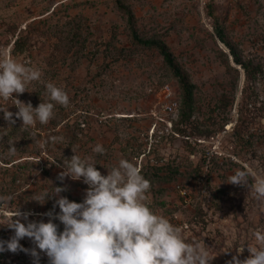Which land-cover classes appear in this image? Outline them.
<instances>
[{
  "label": "rangeland",
  "instance_id": "obj_1",
  "mask_svg": "<svg viewBox=\"0 0 264 264\" xmlns=\"http://www.w3.org/2000/svg\"><path fill=\"white\" fill-rule=\"evenodd\" d=\"M123 1L135 14L138 31L162 38L195 84L190 119L180 122L177 78L156 48L131 39L115 0H0V55L38 66L42 80L62 86L70 100L56 105L47 124L27 128L16 117L8 126L0 112V195L12 196L10 205L0 208V221L18 206L31 213L29 220H47L43 214L53 209L55 195L43 204L32 198L51 182L64 186L60 195L81 201L88 187L82 179L58 178L62 159L75 149L93 155L102 174L121 157L135 162L150 181L152 209L189 238H202L213 253L233 235L251 246L253 230L264 229V200L226 180L239 168L264 172V0ZM214 18L242 58L260 68L247 86L243 68L214 34ZM164 84L174 90L179 110L160 111L157 120L152 110L159 108L157 93ZM28 88L13 95L34 107L47 98L44 83ZM0 103L17 111L10 105L14 98ZM167 119L171 131L165 130ZM51 136L60 139L41 150L38 141ZM10 141L17 147L11 157ZM97 143L104 153L92 151ZM13 234L0 224V239ZM246 242L243 252H236V242L210 264H227L233 255L245 259ZM20 243L35 246L27 236ZM0 253V264L33 261L21 250ZM40 260L48 264L43 252Z\"/></svg>",
  "mask_w": 264,
  "mask_h": 264
},
{
  "label": "clouds",
  "instance_id": "obj_2",
  "mask_svg": "<svg viewBox=\"0 0 264 264\" xmlns=\"http://www.w3.org/2000/svg\"><path fill=\"white\" fill-rule=\"evenodd\" d=\"M45 85L46 99L34 107L19 99L14 93L29 90L32 82ZM14 98L17 111L13 113L8 105L0 103V112L8 126L22 121L21 126H35L37 122L47 124L54 116L56 105L67 106L69 95L62 86L42 80V70L28 62H21L11 54L0 55V100ZM51 136L40 139L39 148L46 151ZM70 157H64L58 178L82 179L88 187L81 201L70 200L60 195L62 185H53L37 193L32 199L43 204L53 195V209L43 215L47 220H29L30 212H22L19 206L0 224L14 230L7 240L0 239V252L18 250L29 253L32 264H41V252L48 257V264H210L218 252L229 251L237 243L236 252L244 250L245 242L233 235L223 248L210 251L204 240L189 238L169 218L155 212L147 203L150 181L140 167L128 158L121 157L117 165L107 169L106 174L96 167L93 155H80L75 149ZM94 153H104V146L97 143ZM17 147L10 141L7 155L14 156ZM55 162V158L51 160ZM242 185L251 191L257 200H264V172L251 167L239 168L226 180ZM11 195H0V208L10 205ZM58 206L59 211H54ZM16 217V218H13ZM23 217V221L20 219ZM62 223L63 228L55 222ZM25 236L35 245L25 248L20 243ZM254 242L247 243L250 253L241 260L233 255L227 264H264V229H254ZM39 249V251H38Z\"/></svg>",
  "mask_w": 264,
  "mask_h": 264
},
{
  "label": "trees",
  "instance_id": "obj_3",
  "mask_svg": "<svg viewBox=\"0 0 264 264\" xmlns=\"http://www.w3.org/2000/svg\"><path fill=\"white\" fill-rule=\"evenodd\" d=\"M116 6L125 15L126 25L129 29L131 39L142 46L154 47L161 54L165 64L171 69L173 75L177 78L180 86L181 106H180V122H187L190 119L193 109V90L195 84L189 79L187 72L176 61V58L169 45L156 36H143L137 28L135 14L131 6L123 0H115ZM213 30L216 37L228 48L229 54L234 63L241 66L244 70L246 86L252 83L255 74L259 72V67L254 66L250 60H244L237 45L228 38L224 25L214 18ZM17 42V39L14 43ZM230 66V65H229ZM243 87L244 88L246 87ZM62 229V227H60ZM1 238V235H0ZM2 254L0 253V256Z\"/></svg>",
  "mask_w": 264,
  "mask_h": 264
},
{
  "label": "built area",
  "instance_id": "obj_4",
  "mask_svg": "<svg viewBox=\"0 0 264 264\" xmlns=\"http://www.w3.org/2000/svg\"><path fill=\"white\" fill-rule=\"evenodd\" d=\"M174 93V90L169 84H164L160 87L159 92L157 93V104L159 105V108L152 110V113L157 120L160 118V111L166 114L177 115L179 110V100ZM166 122L168 123V126L165 127V130L171 131L172 120L167 119Z\"/></svg>",
  "mask_w": 264,
  "mask_h": 264
},
{
  "label": "bare ground",
  "instance_id": "obj_5",
  "mask_svg": "<svg viewBox=\"0 0 264 264\" xmlns=\"http://www.w3.org/2000/svg\"><path fill=\"white\" fill-rule=\"evenodd\" d=\"M223 47V46H222ZM238 65V64H237ZM237 67V66H236ZM239 67V66H238ZM242 77H244V76H242ZM243 82V81H242ZM233 123V122H232Z\"/></svg>",
  "mask_w": 264,
  "mask_h": 264
},
{
  "label": "water",
  "instance_id": "obj_6",
  "mask_svg": "<svg viewBox=\"0 0 264 264\" xmlns=\"http://www.w3.org/2000/svg\"><path fill=\"white\" fill-rule=\"evenodd\" d=\"M232 62H234V61L232 60Z\"/></svg>",
  "mask_w": 264,
  "mask_h": 264
}]
</instances>
